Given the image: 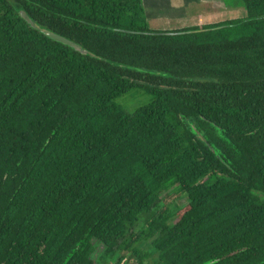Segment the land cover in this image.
<instances>
[{
  "label": "trees",
  "instance_id": "16d2710c",
  "mask_svg": "<svg viewBox=\"0 0 264 264\" xmlns=\"http://www.w3.org/2000/svg\"><path fill=\"white\" fill-rule=\"evenodd\" d=\"M242 1L158 30L143 0H0V264H264V0Z\"/></svg>",
  "mask_w": 264,
  "mask_h": 264
},
{
  "label": "rangeland",
  "instance_id": "374dc122",
  "mask_svg": "<svg viewBox=\"0 0 264 264\" xmlns=\"http://www.w3.org/2000/svg\"><path fill=\"white\" fill-rule=\"evenodd\" d=\"M150 26L158 30H178L193 26L240 20L246 11L242 0H143ZM128 97H133L127 100ZM127 100V102H126ZM141 95H128L117 102L128 110L147 102ZM162 208L173 212L184 207L188 201L184 196L163 195ZM100 253V248H98Z\"/></svg>",
  "mask_w": 264,
  "mask_h": 264
},
{
  "label": "water",
  "instance_id": "95a60500",
  "mask_svg": "<svg viewBox=\"0 0 264 264\" xmlns=\"http://www.w3.org/2000/svg\"><path fill=\"white\" fill-rule=\"evenodd\" d=\"M16 12L20 16V18L30 26V28L32 30L40 32L42 35H44L48 39H50L54 42H57V43H61L62 45L69 47L73 51H76L83 56L95 57V55L93 53H91L90 51L85 49L80 44H78V43L72 41L71 39L64 37V36H62L56 32H53L52 30H50L46 27H43L39 23L33 21V19L28 15V13L25 10L16 8ZM192 32H198V31L180 32L178 34L183 35V34H188V33H192ZM167 35H176V34L175 33H168Z\"/></svg>",
  "mask_w": 264,
  "mask_h": 264
}]
</instances>
